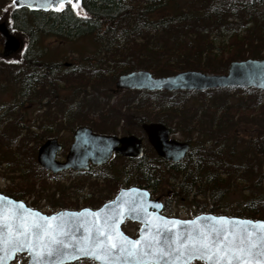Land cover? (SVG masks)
<instances>
[{"label":"trees","instance_id":"trees-1","mask_svg":"<svg viewBox=\"0 0 264 264\" xmlns=\"http://www.w3.org/2000/svg\"><path fill=\"white\" fill-rule=\"evenodd\" d=\"M11 4L12 0H0V20H6L10 28L22 37L23 48L19 52L21 58L16 62L0 60V78L6 80L7 86L14 87L15 93L13 102L0 105V165L4 162L16 164L27 172L30 170L22 167L26 145L18 143L12 148L16 136L5 142L6 127L11 125L13 129L22 131V119L12 117V112L38 96L40 99L44 96L48 100L58 99L61 82L70 85L71 81H76L78 87H82L105 79L107 72L113 73V81L120 74L136 69H148L155 75L186 69L224 73L232 60L264 57V0H82V13L69 3L59 11L27 7L8 10ZM240 27L246 29L245 34ZM226 35H229V44H217ZM49 37L62 41L90 38L95 50L84 55L78 65L50 62L45 56L47 46L44 43ZM216 50L223 51V56H218ZM104 64H110L112 71L103 68ZM4 86L0 84V88ZM225 88L242 90L253 99L248 103L243 97L238 106H225L234 117L232 115L233 118L227 122L219 117L216 129L211 125L206 138L190 149L186 159L192 170L183 176L179 171L171 170L172 187L191 193L196 186V196L208 195L212 205H218L234 184L246 180L248 193L244 196V206L241 202L230 215L264 219V91L254 87L211 90ZM132 91L170 95L155 108L163 113L173 111L175 115H179V102L173 97L185 93L180 90ZM236 113H254L255 116L248 114L247 127H244L243 121L234 120ZM5 117L8 119L4 120ZM141 120L149 119L144 116ZM153 120L168 124L164 115H156ZM187 124L188 128H194L192 121ZM228 124H232V137L237 138V128L249 133L247 146L240 152L236 163L233 161L237 153L235 144L229 147L227 157L222 149L205 147L210 141L208 136L215 138L214 146L224 142V135L229 134L225 128ZM69 126L66 128L70 129ZM181 126V123L178 127L170 125L173 131L181 129ZM26 135L36 141L35 154L45 135L32 131ZM5 146L11 149L5 151ZM248 155L257 159L256 164L249 161L251 158L247 161ZM122 160L123 169L119 168V174L114 176L116 179L124 174L130 185L152 188L153 192L157 183L164 181L162 174L156 172L155 164L163 162L159 157ZM33 163L36 164L35 159ZM11 196L18 197L15 194Z\"/></svg>","mask_w":264,"mask_h":264},{"label":"rangeland","instance_id":"rangeland-1","mask_svg":"<svg viewBox=\"0 0 264 264\" xmlns=\"http://www.w3.org/2000/svg\"><path fill=\"white\" fill-rule=\"evenodd\" d=\"M12 7H14L13 4L9 5L8 10ZM77 11L82 13L80 7ZM240 29L242 34H245L246 29L244 27H240ZM14 33L21 38L23 43L22 37L17 32ZM4 39V36L0 33V60L4 59L5 62H16L21 58L19 55L20 51L7 58L3 57ZM229 42V35H226L222 40L217 41V44L224 43L227 45ZM44 43L47 46L45 56L48 61L61 63L62 65L65 63H76L78 65L84 55H89L95 50L90 38L62 41L49 37L46 38ZM216 51L218 52L216 53L218 56H223V51ZM211 55L213 56V54ZM106 65L104 64L103 68L112 71V68L109 69L108 66L110 64ZM113 77L112 72H107L105 79L103 78L96 83H87L82 87H78L75 83L76 81H71L70 85L61 82L58 89V99L48 100L46 96L40 99V96H38L34 101H28L23 107L19 106L18 110L12 112V117L22 119L21 123L24 124V127L22 131H19L13 129L11 125L5 124V126H8L5 130L7 135L5 142L10 141L9 139L16 136L17 140L13 143L12 148L18 145V143L26 145V150L23 151L24 160L22 167L30 171L22 170L16 164L9 165L7 162L2 163L0 165V191L8 195L15 194L18 196L16 198L22 199L28 205L46 213L63 208L80 209L85 206L96 208L113 198L121 187L130 185V180L124 174L120 175L117 179L114 177L119 174V168L123 169L122 164L124 161L118 157H114L109 163L99 168V171L90 173L67 171L55 175L39 165L37 151L41 144L36 148L34 154L33 149L36 141L32 138H27L26 134L29 131L38 134L43 133L45 136L42 143L47 138L56 136L64 146V149L58 155L60 160L65 159L73 140V132L78 126L85 124L98 130L104 129L106 132L114 130L116 134H122L123 131L136 129L135 122H139L144 116H148V119H154L156 115H160L161 117L164 115L168 124L174 127H178L179 123H181V129H177L172 136L178 139L192 138L193 144H198L206 138V132L210 129L211 125L216 129L215 125L219 117L224 122H227L232 117L233 114L230 113L231 111L228 112L225 106L227 108L232 104L238 106L241 101L243 102V97L248 100V103L253 99L252 96L245 94L244 91L235 89H210L199 92L183 91L185 93L176 94L173 97L179 102H177L179 115H175L173 111L163 113L155 108V106L168 100L170 95L165 93L147 94L141 91L133 92L127 90L113 92L112 89L115 87V81L118 78L116 77L112 81ZM74 83L75 85H73ZM0 84L5 85L3 88H0V105L13 102L15 100L14 87L7 86L6 80L1 78ZM43 94L48 95L49 93L43 92ZM248 114L255 116L254 113H236L234 120L243 121V126L247 127ZM7 119V117L4 118V120ZM191 121L194 128H188L187 123ZM213 121L214 123L212 124ZM68 125H71V127L69 126L70 129L66 128ZM231 125L228 124L225 127L227 128L226 132L229 134L224 135V139L222 140L224 142H221L218 146H214L215 138L208 136L210 141L207 142L205 147L206 149H222L223 154H226L225 156L227 157L229 147L235 144L237 153L236 157H233V161L236 163L239 161L238 156L240 152L247 146L249 133L246 128L244 129L247 131L237 128V138L232 137ZM238 130L241 131L238 132ZM8 149L11 148L5 146L4 150L7 151ZM147 153L149 156L155 158V151L149 147ZM250 158L251 160H249ZM34 159L36 164L33 163ZM248 160L255 164L257 161L256 158L249 157V155ZM38 165L42 168L41 170H39ZM158 165V173L162 174L164 181L157 183L153 194L156 193L165 198L170 191H175V194L177 193L176 197L174 195L175 198L164 199L167 202L166 211L164 212L168 216L191 218L202 212H210L211 209L216 214L230 215L239 207L241 202L244 206V196L248 193L246 180L240 181V184H234L220 204L212 205L208 195L202 196L200 194L196 196L195 191L187 193L182 192L178 188H173V173H169V169L166 166L162 164ZM245 174L244 171L243 175L246 177ZM102 176H105V178H102ZM178 182L175 183L176 186ZM122 228L127 234L135 237L138 235L140 223L126 220L122 224ZM27 260L28 255L23 253L18 255L12 264H24ZM68 264L98 263L92 259L83 258ZM190 264L206 263L201 260H195Z\"/></svg>","mask_w":264,"mask_h":264},{"label":"water","instance_id":"water-1","mask_svg":"<svg viewBox=\"0 0 264 264\" xmlns=\"http://www.w3.org/2000/svg\"><path fill=\"white\" fill-rule=\"evenodd\" d=\"M82 0H73L75 8L78 9ZM67 2H65L66 4ZM12 4L15 8L27 7L29 9L49 11L55 9L58 0H16ZM64 4V5H65ZM0 33L4 36L2 49L3 57H9L17 53L22 47V40L17 36L8 23L0 21ZM254 87L264 91V57L232 60L224 73L204 72L195 69L181 70L169 75H154L148 69H136L122 73L115 81L112 89L117 92L121 89L130 90H206L221 87ZM149 142L156 152L165 160L179 161L190 148V143L170 138V129L161 122L144 123ZM73 142L64 160L58 158V153L63 149V144L58 138L46 139L38 148L37 161L39 165L54 174L67 169L86 170L90 163L102 165L109 161L114 151L126 157H138L144 153L142 140L136 135L119 137L96 133L87 125L78 126L73 133ZM22 205V207H21ZM163 203L158 198H152L151 191L147 187L132 185L121 187L116 195L104 202L98 208L82 207L80 209H60L52 213L43 212L33 208L22 199H16L0 191V264H11L17 254L26 253L28 260L24 264H68L82 258L93 259L98 264H174L175 255L159 256L156 254L158 248L167 250L171 242L175 247L178 240H183L187 234H198L210 231L215 226H223L236 237L249 236L256 241L257 236H264L260 231L264 225V219H253L248 217L215 214L213 212H202L192 218H180L164 215L161 212ZM87 210V212L85 211ZM20 213L22 217L30 222H38L45 226L40 230L41 241L48 239L45 230L54 235L62 244L53 243L54 251L51 255L44 252L43 256L35 255L36 249L24 246L16 251L7 248L10 235H14L13 229L9 227V217L12 213ZM34 214H39L34 215ZM96 214V215H94ZM41 217H54L52 220H42ZM225 217V221L213 220L211 218ZM199 218V219H198ZM126 219L141 223L139 233L133 237L127 234L122 224ZM171 221L181 223L172 224ZM241 221H251V224H241ZM195 222V223H192ZM18 225L19 220L12 221ZM105 223L112 225L111 229L104 227ZM107 232L112 236V242L125 244L123 237L129 241L139 240V245L127 244L126 246L139 251L135 256L121 255L116 249L109 253L107 261L103 258L94 259L92 256L83 255L78 251L81 244H91L94 241H107L108 237L97 233ZM247 229V231H243ZM122 234V237L116 233ZM29 239L36 242L34 235ZM231 239V236L229 237ZM110 246V243H109ZM151 246V247H149ZM103 244H97L95 251L101 253ZM147 252L148 255H144ZM186 264L195 260L204 261L206 264H214L208 258L187 259ZM230 259V257H229ZM221 264H228L223 259ZM236 264V261H232Z\"/></svg>","mask_w":264,"mask_h":264},{"label":"snow or ice","instance_id":"snow-or-ice-1","mask_svg":"<svg viewBox=\"0 0 264 264\" xmlns=\"http://www.w3.org/2000/svg\"><path fill=\"white\" fill-rule=\"evenodd\" d=\"M15 2L16 0H13V3ZM65 2L72 4L73 7H75L73 0H58L55 10L59 11ZM85 211L87 212V210ZM34 215L38 216L39 214ZM0 219H3V217L0 216ZM8 219L10 221L9 227L13 229L14 235H10L6 243L7 248L13 252L18 248L28 246L30 248L36 249L34 254L37 256H43L44 252H47L49 255H51L54 251L51 245L53 243H63V241H57L54 235L47 230H45V235L48 237V239L44 242H40V230L44 229L45 226L38 222H30L26 218L22 217L18 212L12 213ZM40 219L47 221L54 219V217H41ZM211 219L219 221L226 220L225 217H213ZM14 220H19V224L13 225L12 221ZM169 223L177 224L181 222L171 221ZM239 223L247 225L251 224L252 222L241 221ZM104 227L111 229L112 225L105 223ZM243 231H247V229H244ZM260 231L264 232V225H261ZM97 233H100L99 228H97ZM100 234L107 236L108 240L94 241L91 244H81L78 247V251L83 255L92 256L94 259L103 258L106 261L108 254L116 249L119 250L121 255L126 254L130 257L135 256L139 251L138 249H133L126 246L127 244L139 245L141 243L139 240L129 241L126 237H123L126 243L118 244L116 242H112L113 238L107 232ZM30 235L35 236L37 243H33L29 239ZM116 235L122 237V234L119 232H117ZM230 236L231 239H229ZM256 241L257 242H254L251 239V234H249L247 237L241 235L239 238H237L234 232H230L221 225L213 227L210 231H205L198 234L189 233L183 240H178L175 247H173L172 243L170 242L168 244L167 250L164 248H158L156 254L161 257H171L175 255L174 264H186V260L184 259L185 257L187 259L208 258L210 261H213L214 264H221L223 259H227L228 264H232V261H236V264H264V236H257ZM3 243L5 242L0 240V244ZM97 244L104 245V247L101 248V253H103V256L95 251ZM144 255H148V253L145 252Z\"/></svg>","mask_w":264,"mask_h":264},{"label":"flooded vegetation","instance_id":"flooded-vegetation-1","mask_svg":"<svg viewBox=\"0 0 264 264\" xmlns=\"http://www.w3.org/2000/svg\"><path fill=\"white\" fill-rule=\"evenodd\" d=\"M125 90H127V91H131V90H129V89H121V90H119L118 92L125 91ZM103 121H107V120H103ZM149 122H161V121H157V120H153V119H149V120H145V121L140 120L139 122H135V125L137 126V127L135 126L136 129H134V130H131V129H130V130H126V132L123 131L122 134H116V133L114 132V130H113V131H108V132H106L104 129H102V130H98V129L92 127V126H89V125H87V126H89L90 128H92V130H93L94 132H96V133L107 134V135H116V136H119V137L128 136V135H136L137 137H139V138L142 140V144H143V147H144V153H143L141 156H138V157H134V156L126 157V156H122V155H120L119 153H117V152L114 151L113 156L109 159V161H108L107 163H109L114 157H118L119 159H124V158L127 159V158H140V157H142V156H145L148 160L153 159L154 157L149 156V154L147 153V149H148V147H149L150 149H152L153 151H155V153H156L155 158H156V156H157V157H159V158L163 161V162H160L159 164H162V165L166 166L167 169H169V173H173V172H171V170H173V171H179V172H178L179 175H180V176H183V175H185V173H187L188 171L192 170V168L189 167L190 162L187 161V159H186V157L188 156V153H189L190 149H191L193 146H196V144H193L192 138L178 139V138H176V137H173L172 134H174L175 131L172 130V128L170 127L169 124H166V123H164V122H161V123H164V124L170 129V138H171V139H176V140H179V141H186V142L190 143V148H189V150L187 151V153L185 154V156H184L182 159H180L179 161L165 160V159H163L162 157L159 156V154L156 152V150L154 149V147L152 146V144L149 142L148 135H147L145 129L143 128V124H144V123H149ZM84 125H85V124H84ZM80 126H81V125H80ZM95 129H96V130H95ZM74 131H75V130H74ZM73 133H74V132H73ZM50 138H51V137H50ZM47 139H48V138H47ZM73 139H74V138H73ZM59 141H60V140H59ZM60 142H61V141H60ZM72 142H73V140H72ZM72 142H71V144H72ZM61 143H62V142H61ZM71 144H70V145H71ZM146 145H147V146H146ZM69 148H70V146H69ZM63 149H64V146H63ZM63 149H62V150H63ZM68 150H69V149H68ZM59 153H61V152H59ZM59 153H58V155H59ZM67 153H68V152H67ZM66 155H67V154H66ZM107 163L102 164V165H95V164L90 163V167H89L88 169H86V170L67 169V170L61 171V172H59V173L67 172V171H83V172H85V173H90V172H94V171H99V168H101V166L106 165ZM155 165H156V172H158L157 167H158L159 165H158V163H156ZM166 171H168V170H166ZM59 173H57V174H59ZM55 175H56V174H55ZM129 186H130V185H128V186H124V187H129ZM195 188H196V186H194L193 191H195ZM150 190H151V196H152V198H158V199L163 203V207H162V209H161V212H162L164 215H166L164 211H166L165 208L167 207V202H166L164 199H165V198H173L174 195H175V197H176V196H177V193L175 194V191H170V193L168 194V196H166V197L164 198V196L157 195L156 193L153 194V190H152L151 188H150ZM175 197H174V198H175ZM183 198H185V197H183ZM194 216H196V215H194Z\"/></svg>","mask_w":264,"mask_h":264}]
</instances>
